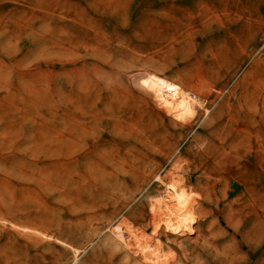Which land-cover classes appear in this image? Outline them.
Wrapping results in <instances>:
<instances>
[{"label":"rangeland","instance_id":"374dc122","mask_svg":"<svg viewBox=\"0 0 264 264\" xmlns=\"http://www.w3.org/2000/svg\"><path fill=\"white\" fill-rule=\"evenodd\" d=\"M177 157L191 258L145 201ZM122 220L151 264H264V0H0V264H131Z\"/></svg>","mask_w":264,"mask_h":264},{"label":"bare ground","instance_id":"6f19581e","mask_svg":"<svg viewBox=\"0 0 264 264\" xmlns=\"http://www.w3.org/2000/svg\"><path fill=\"white\" fill-rule=\"evenodd\" d=\"M165 86L167 90L177 96L176 100H182L180 97H182L183 93L180 87L174 84H166ZM181 167V162L178 158L172 165L171 172L168 176L163 177L159 175V173H154L153 177L157 181L159 187L155 189L154 192L146 193L145 201L149 213L153 217L158 218L160 224L158 226H161L159 228H163L168 235L175 238L176 244L181 252L191 258L196 256L192 252V250L195 249L192 248H195V246L199 244V238L203 234H201L200 220L204 214L200 198L192 184L188 183L182 175L180 170ZM16 226V231L20 234L34 237L37 240L39 239V237L36 236V234L40 233L38 230L23 225ZM133 227H135V225L127 222V220H122V222L115 225L113 229H109L105 241L113 250L122 253L125 260H128L130 263H154L157 255L159 256L161 252L160 249L162 247L160 248V239L154 237L153 240L146 241V238L142 237L139 231L136 233ZM126 231L128 235L125 237L123 233ZM81 251L82 250L78 247L73 248V252L71 250L76 258ZM163 256L165 259L166 255L163 254ZM164 259L161 260L164 261Z\"/></svg>","mask_w":264,"mask_h":264}]
</instances>
